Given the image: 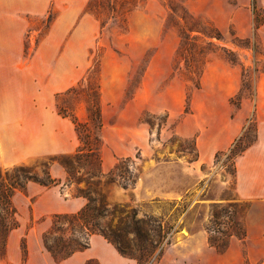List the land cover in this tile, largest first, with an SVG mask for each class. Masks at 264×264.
<instances>
[{"label":"rangeland","instance_id":"374dc122","mask_svg":"<svg viewBox=\"0 0 264 264\" xmlns=\"http://www.w3.org/2000/svg\"><path fill=\"white\" fill-rule=\"evenodd\" d=\"M169 1L174 6L183 3L222 36L213 39L219 48L211 55L198 89L177 68L180 37L170 21ZM88 2L54 0L44 16L21 15L15 23L23 28L25 53H33L36 42L42 44L46 60L40 65L45 66L47 86L59 88L52 96L55 105L60 94L77 88L78 94L68 98L78 119L85 121V94L100 86L103 175L93 184L92 194L111 210L103 222L112 228L121 221L124 225L135 211L173 223L175 212L169 203L181 201L187 210L178 216L172 242L152 264H264V199L240 198L233 159L226 158L236 142L237 149L256 142L259 118H264V23L255 26L251 0H145L129 14L125 28L113 22L102 26L104 16L90 11ZM258 6L264 11V0H258ZM229 54L237 57V63L228 60ZM249 68H258L251 72L257 95L243 98L237 108L230 99L241 90L243 72ZM50 93L46 90V98ZM21 131L17 128L13 135L20 141ZM8 137L0 126L1 167L29 166L42 178L53 164L63 167L57 159L66 154L27 158L22 143ZM232 138L228 149L214 151ZM194 144L199 159L191 162ZM217 151L224 154L215 162ZM126 157L133 160L130 169L136 176L128 190L108 182L111 169ZM103 164L110 170L105 171ZM78 176L84 177L83 171ZM59 180L58 186L65 187L67 175ZM85 182L74 185L85 187ZM35 198L25 189L15 192L18 226L8 238L12 256L6 255L0 264H16L13 256H23V241L27 244L30 237L34 245L38 240L43 243L44 232L53 226L55 214L34 215ZM232 202L248 205L247 236L230 238L228 248L219 251L210 245L204 225L213 204ZM91 264L100 263L94 259Z\"/></svg>","mask_w":264,"mask_h":264},{"label":"trees","instance_id":"16d2710c","mask_svg":"<svg viewBox=\"0 0 264 264\" xmlns=\"http://www.w3.org/2000/svg\"><path fill=\"white\" fill-rule=\"evenodd\" d=\"M144 4L145 0H89L88 8L96 15L104 16L101 21L102 26L113 22L123 28L127 24L129 14ZM251 4L254 23L258 28L264 23V11L258 6V0H251ZM168 6L170 21L177 26L180 37L177 68L191 86L198 89L211 55L219 48L213 39H222L221 33L206 20L189 12L183 3L174 6L169 1ZM224 50L228 51L225 48ZM228 60L237 63V57L230 55ZM253 70L257 72L258 68L244 70L241 90L230 99L237 108L240 107L243 98H256L251 74ZM255 78L254 81H256ZM99 87V84H96V87H91L85 94L87 103L85 121L78 119L68 98L69 95L72 97L78 94L77 88L71 87L59 95L56 104L57 112L62 117L70 118L74 123L80 145L74 153L63 155L57 160L67 173V181L64 185L69 186L74 183L79 184L82 180L86 181L85 187H79L77 191L80 196L87 199V202L76 213L55 214L53 226L43 234V244L55 259L61 261L77 251L87 249L90 246L91 236L100 234L112 243L121 255L136 259L138 264H152L158 259L165 246L172 242V236L176 232L173 228L178 216L187 210V204L177 200L169 203L170 210L174 209L175 212L173 223L163 216L146 213L138 216V212L135 211L130 217L127 216L130 221L124 225L121 221L112 228L109 222H103L111 214V210L100 197L92 194L93 184L103 175L101 159L103 123ZM237 145L238 142L226 155L227 159H233L235 178L237 158L252 144L239 149ZM189 153L193 155L191 162L199 159L196 144ZM221 154L224 152L215 153V162ZM131 165L133 160L130 157L120 158L109 172L108 182H117L125 190L134 186L136 176L130 169ZM81 171L84 177L78 176ZM31 181L45 187L61 184L59 179L51 175L48 168L43 171L42 178L29 166L16 165L9 168L0 166V261L7 255L11 231L18 226L13 196L16 191L24 190L27 183ZM248 209V205L242 202H232L228 205L213 204L208 223L204 225L210 245L219 251H225L229 246L230 238L237 237L244 240L247 236L244 216ZM22 254V261L18 264H26L28 255L26 241L22 244ZM93 260L88 259L85 264H91Z\"/></svg>","mask_w":264,"mask_h":264},{"label":"crops","instance_id":"0c3cea01","mask_svg":"<svg viewBox=\"0 0 264 264\" xmlns=\"http://www.w3.org/2000/svg\"><path fill=\"white\" fill-rule=\"evenodd\" d=\"M53 2L0 0V126L4 127L11 141L22 143L27 158L73 153L79 146L74 123L57 112L52 96L59 88L54 90V86H47L45 66L40 65L46 60L41 54L42 44L36 42L34 52L25 53L23 28L15 23L21 15L44 16ZM46 90H51V97L46 98ZM20 127L21 141L17 139L20 137H13ZM232 140L214 151L228 149ZM103 168L108 171L111 167L103 164ZM50 171L57 179L66 178L65 169L59 165L53 164ZM25 190L36 196L32 204L35 216L76 213L87 202L85 197L77 194L78 186L74 184L62 188L28 183ZM236 190L241 199H264L263 117L259 118L256 142L237 158ZM27 253L26 264H84L88 259H96L100 264H135L100 234L91 236L87 249L77 251L60 262H55L42 241L38 240L34 245L30 237L27 239ZM11 256L7 244V257ZM21 261L20 255L13 256L16 264Z\"/></svg>","mask_w":264,"mask_h":264}]
</instances>
